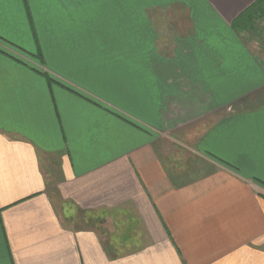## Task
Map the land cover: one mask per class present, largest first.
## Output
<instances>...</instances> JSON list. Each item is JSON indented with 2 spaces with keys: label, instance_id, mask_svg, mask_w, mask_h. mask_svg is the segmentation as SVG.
Masks as SVG:
<instances>
[{
  "label": "crops",
  "instance_id": "1",
  "mask_svg": "<svg viewBox=\"0 0 264 264\" xmlns=\"http://www.w3.org/2000/svg\"><path fill=\"white\" fill-rule=\"evenodd\" d=\"M261 13L0 0V264H264Z\"/></svg>",
  "mask_w": 264,
  "mask_h": 264
},
{
  "label": "rangeland",
  "instance_id": "2",
  "mask_svg": "<svg viewBox=\"0 0 264 264\" xmlns=\"http://www.w3.org/2000/svg\"><path fill=\"white\" fill-rule=\"evenodd\" d=\"M252 26H253L252 27V31L251 30L248 31L249 41H252V43H254L255 41L259 42V43H262L260 45H262L261 48L264 50V13H261L258 16V18L256 17V19L254 20ZM245 105H247V103H245ZM235 108L230 109V111L235 110ZM172 140H177V141L173 142L174 144L177 143L175 145V149H181V152L188 153V154H185V155H187L188 158L189 157H191V158L194 157V156H192L195 153L194 149L189 148L188 146H186V145H188L187 142H186L185 146L183 145L185 140H181V139H179L177 137L176 138H172ZM182 141H184V142H182ZM170 142H171V139H161V144L163 145L162 150L169 149L170 145H171ZM169 151L172 152L173 150L170 148ZM179 155H182L183 158L185 157L184 154H182V153H180ZM187 157H185V158L187 159ZM192 164L194 165V167H196V164H199V163L196 160H194V158H193ZM77 221H78V223L81 226V224H82V216L81 215L77 216Z\"/></svg>",
  "mask_w": 264,
  "mask_h": 264
}]
</instances>
